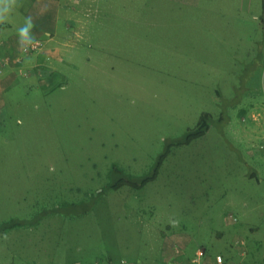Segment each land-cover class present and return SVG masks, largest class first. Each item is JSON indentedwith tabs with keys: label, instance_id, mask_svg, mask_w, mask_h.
I'll return each instance as SVG.
<instances>
[{
	"label": "rangeland",
	"instance_id": "1",
	"mask_svg": "<svg viewBox=\"0 0 264 264\" xmlns=\"http://www.w3.org/2000/svg\"><path fill=\"white\" fill-rule=\"evenodd\" d=\"M40 1L17 0L0 23L22 29L43 9L61 24L76 6ZM79 16L89 47L76 63L66 48L78 42L28 36L21 48L36 39L41 50L0 64V224L101 192L113 162L148 172L203 113L210 128L174 144L141 190L0 234V264H167L174 245L190 256L264 241V0H95ZM52 74L70 78L54 88L62 77L50 83ZM253 172L259 180L245 177Z\"/></svg>",
	"mask_w": 264,
	"mask_h": 264
},
{
	"label": "trees",
	"instance_id": "2",
	"mask_svg": "<svg viewBox=\"0 0 264 264\" xmlns=\"http://www.w3.org/2000/svg\"><path fill=\"white\" fill-rule=\"evenodd\" d=\"M19 53L14 56L13 55H9V56H11V58H15L16 56L19 55ZM17 65L19 66L20 64H16V66ZM18 68H21V67H18ZM49 76L52 79V81L49 80V82L52 83L53 81L55 82L58 78H61L62 74H58L57 76L52 74ZM69 78L66 76L62 77L59 80L62 83L60 85H58L59 81L57 83H54L53 84L54 88L55 86L57 87L65 86V82L68 83ZM211 119H212V115L210 113H207V112L203 113L198 121L197 127L194 130L186 132L183 136H181L178 139L166 140L164 150L158 154L156 162L154 163V165L151 167V169L148 172H145L143 174H134L133 172L124 168V166H122L121 164L117 162H113L106 170V173H105L106 182L101 187L102 189L101 192L100 191L93 192L90 197L86 199H82V200L63 199L59 201V203L56 206H53L50 208L44 205L45 207L41 211L34 214L31 218H28V219L13 218L11 220L4 221L0 224V234L6 233L15 228L35 229L37 228V226L41 223L43 219L50 217L54 214H60L64 218L79 217L80 214H84V212L92 211V209L98 203L99 197L110 191H117L124 187H131L132 189L141 190L148 183L154 181L158 177L160 168L162 164L164 163V161L167 159V157L170 155L174 144L175 145H187L193 140L205 135L206 132L210 128ZM3 124H6V123H3ZM234 216L237 217L236 214H234ZM198 247L205 249L206 255L208 256V258L212 257L213 252L210 249L206 248L205 245H201ZM199 248H197L196 251ZM176 249H179L181 251L179 255L180 258L189 257V255H186L184 253L185 251H183V249L180 248L178 245L173 246L171 253L174 254ZM196 251H194V253L190 255L193 256ZM223 255L225 258L231 259V257H228L225 254ZM77 264H81V263H77Z\"/></svg>",
	"mask_w": 264,
	"mask_h": 264
},
{
	"label": "crops",
	"instance_id": "3",
	"mask_svg": "<svg viewBox=\"0 0 264 264\" xmlns=\"http://www.w3.org/2000/svg\"><path fill=\"white\" fill-rule=\"evenodd\" d=\"M73 1L76 3V6L72 8H68V11H71V10L72 11L67 12L65 14L66 20L64 21L63 19L61 24H59L61 20L60 18H62V15H60V13L56 11L53 15L48 16L45 12L43 13V9L39 10L40 16L37 17L38 23H36V21L34 20L35 23L33 27L29 31L24 32L23 34L20 31L21 29H18L19 27L12 22L0 23V56L6 55V54L14 56L18 54L19 52L21 54L22 53L21 46L24 43L23 39L25 37L31 36L32 38H37V37H40L42 39L45 38L47 39L48 42L51 41L52 44L56 41V39H58L59 42L63 44L64 46L65 45L70 46L71 42H78L79 44L77 47L79 48H75L73 46H72L73 47L72 49L68 47L66 48V50L69 51V54H67V56L71 58L73 61H75L76 63L77 62L76 55L78 53H81L83 49L87 50V48L89 47V45H84L79 42V38L81 37L80 35L81 32L78 30L75 31V26H78L79 23L82 22L79 16V11L82 12L83 10L87 9L89 6H92L95 3V0H73ZM40 2L43 4L44 9L49 4H54V3L61 4V6L63 5L66 8L67 6H65V4L69 6V3L71 2V0H41ZM67 31H68V35H67ZM15 58H12V59H15ZM30 58L31 57L27 58V60H29ZM86 58L87 56H85V60ZM257 152L258 150H255V153ZM259 152H260L259 156L264 157V147L263 146L259 148ZM249 153L252 158L254 156L253 149ZM245 177L258 179L259 175L253 172L251 174L246 173ZM232 214H236V213L232 212ZM238 231L239 232L242 231V228L239 225L234 226V227L232 226V240L238 236L237 235ZM237 239H243V238H237ZM263 242H264L263 239H257L256 243L253 246L252 244L249 245V248H248V243L246 241L247 254L244 257H240L239 252L233 246V243H232V247L231 246L229 247V251H230L229 254L225 253V255H227L228 257H231L232 261L240 260L243 264H264V256L261 254ZM216 254H224V253L213 252L212 257L209 258L210 261L212 259V262H213V258ZM190 257L192 256L190 255L188 258Z\"/></svg>",
	"mask_w": 264,
	"mask_h": 264
},
{
	"label": "built area",
	"instance_id": "4",
	"mask_svg": "<svg viewBox=\"0 0 264 264\" xmlns=\"http://www.w3.org/2000/svg\"><path fill=\"white\" fill-rule=\"evenodd\" d=\"M42 48V42L39 40H34L27 45H25L22 48V55H27L31 52H38ZM11 62H14L16 64H19L22 62L21 55H18L15 59H12L10 56H4L0 57V64L1 65H9ZM227 220L231 222H238V218L234 216V214H229L227 216ZM233 246L237 249L239 252L240 257H244L247 254V243L243 239H237L233 243ZM232 247V244H231ZM180 250L176 249L174 255L171 257V259L168 261L167 264H243L240 260L232 261L231 259H227L224 257L223 254H216L210 261L208 256L206 255V251L203 248H199L195 254L190 258H180ZM120 264H132L130 262H127L123 260Z\"/></svg>",
	"mask_w": 264,
	"mask_h": 264
},
{
	"label": "clouds",
	"instance_id": "5",
	"mask_svg": "<svg viewBox=\"0 0 264 264\" xmlns=\"http://www.w3.org/2000/svg\"><path fill=\"white\" fill-rule=\"evenodd\" d=\"M17 4V0H0V21H3L6 15L11 12L13 6ZM33 27L31 18H26L25 26L20 31L23 34L24 32L29 31Z\"/></svg>",
	"mask_w": 264,
	"mask_h": 264
}]
</instances>
